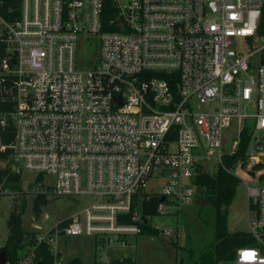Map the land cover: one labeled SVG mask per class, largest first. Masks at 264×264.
<instances>
[{
  "label": "built area",
  "instance_id": "built-area-1",
  "mask_svg": "<svg viewBox=\"0 0 264 264\" xmlns=\"http://www.w3.org/2000/svg\"><path fill=\"white\" fill-rule=\"evenodd\" d=\"M1 3L0 98L13 106L0 117V167L35 174V196L90 200L36 234L18 264H38L42 245L64 264L62 238L132 247L152 219L143 201L162 196V216L196 202L204 162L244 182L255 212L257 245L231 264H264V0ZM91 37L99 56L87 62ZM149 180L163 190L148 193Z\"/></svg>",
  "mask_w": 264,
  "mask_h": 264
},
{
  "label": "rangeland",
  "instance_id": "rangeland-1",
  "mask_svg": "<svg viewBox=\"0 0 264 264\" xmlns=\"http://www.w3.org/2000/svg\"><path fill=\"white\" fill-rule=\"evenodd\" d=\"M90 40L92 45H82L80 48V57L87 62L99 56L97 40L92 37ZM214 162L216 160L213 159L210 166ZM211 170L216 172L212 167ZM35 177V174L23 175L19 190H9L0 196V254L9 236L8 220L14 208L22 215V227L26 232L44 234L90 203L85 197L49 195L44 199L45 202L41 204L36 216V196L32 191ZM164 185L165 181L149 180L145 190L148 193L161 192ZM227 213L229 232L249 231L248 221L255 218V212L250 209L247 185L244 182L239 185L237 196ZM215 218L216 210L212 205L198 206L193 201L184 205L178 214L170 211L167 215L153 217L150 224L159 229L160 234L134 237L131 239L132 247H116L105 251L100 246L96 247V240L92 236L59 239L60 261L67 263L79 257L85 264H96L95 259L102 256L103 259L128 257L135 264H181L189 251H197L215 241ZM169 227L172 234L167 236L163 231Z\"/></svg>",
  "mask_w": 264,
  "mask_h": 264
},
{
  "label": "trees",
  "instance_id": "trees-1",
  "mask_svg": "<svg viewBox=\"0 0 264 264\" xmlns=\"http://www.w3.org/2000/svg\"><path fill=\"white\" fill-rule=\"evenodd\" d=\"M20 0H3V10L9 8H19ZM11 103L2 102L0 98V117L5 112L11 110ZM245 145V144H243ZM243 148L227 159L233 164L243 155ZM6 155L0 153V161L5 160ZM21 178L11 174L8 168L0 167V196L9 190L20 189ZM241 180L224 170H219L215 174L202 172L196 179L199 190L205 191V197L210 201L216 210L215 218V241L197 251H189L190 259L187 264H231L237 256L238 250L242 248L255 247L257 241L249 231L229 232L227 210L233 204ZM199 197V195L197 196ZM45 195H37L35 198V215L38 216L40 206L45 202ZM162 201V196H155L143 201L142 210L144 219L148 216H157V208ZM165 202L167 200H164ZM37 203V204H36ZM253 207L251 206V209ZM177 212L176 214H178ZM9 236L5 245L8 264H18L24 257V251L29 250L36 242V233L26 232L22 227V215L14 208L8 220ZM141 235L157 236L159 229L151 224H142ZM177 245V243H174ZM36 261L38 264H54V258L46 245H42L37 252ZM64 264H85L79 257L73 258ZM111 264H135L132 258H113Z\"/></svg>",
  "mask_w": 264,
  "mask_h": 264
},
{
  "label": "water",
  "instance_id": "water-1",
  "mask_svg": "<svg viewBox=\"0 0 264 264\" xmlns=\"http://www.w3.org/2000/svg\"><path fill=\"white\" fill-rule=\"evenodd\" d=\"M204 168H205L206 172L209 174L206 162H204ZM198 195H199V197L196 200V203L198 206H205V205L210 204V201L205 197V191L198 190ZM162 200H164V199H162ZM7 263H8L7 254H6L5 247H4L1 254H0V264H7Z\"/></svg>",
  "mask_w": 264,
  "mask_h": 264
},
{
  "label": "crops",
  "instance_id": "crops-1",
  "mask_svg": "<svg viewBox=\"0 0 264 264\" xmlns=\"http://www.w3.org/2000/svg\"><path fill=\"white\" fill-rule=\"evenodd\" d=\"M182 248V247H181ZM190 256L189 254L186 256L185 260L183 262H181V264H187V262L189 261ZM84 262V261H83ZM95 263H96V259H95Z\"/></svg>",
  "mask_w": 264,
  "mask_h": 264
}]
</instances>
